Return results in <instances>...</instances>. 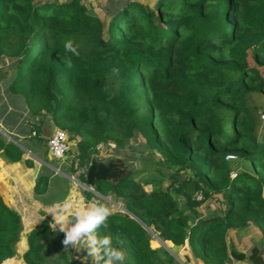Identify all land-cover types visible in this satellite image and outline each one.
I'll list each match as a JSON object with an SVG mask.
<instances>
[{
  "label": "trees",
  "instance_id": "1",
  "mask_svg": "<svg viewBox=\"0 0 264 264\" xmlns=\"http://www.w3.org/2000/svg\"><path fill=\"white\" fill-rule=\"evenodd\" d=\"M68 39L78 56L64 50ZM0 66V122L9 131L29 125L43 142L45 125L67 131L81 182L99 144L123 150L135 135L173 169L97 184L123 202L99 232L120 237L124 264H180L164 245L152 247L153 234L202 264H264V0H120L105 19L82 0H0ZM24 154L0 132L7 163L33 166ZM48 179L39 175L37 194ZM217 195L221 211L204 214L200 204ZM53 222L28 233L25 263L86 264L59 249L64 233ZM249 225L260 245L245 252L227 242ZM23 230L0 193V264L13 263Z\"/></svg>",
  "mask_w": 264,
  "mask_h": 264
},
{
  "label": "rangeland",
  "instance_id": "2",
  "mask_svg": "<svg viewBox=\"0 0 264 264\" xmlns=\"http://www.w3.org/2000/svg\"><path fill=\"white\" fill-rule=\"evenodd\" d=\"M119 1L120 0H82V2L87 7L88 12L97 15L101 19L107 18L110 11L113 10V8L118 4ZM134 1L145 4L147 6L152 5L154 2H156V0H134ZM1 68L3 67L0 66V69ZM262 75L264 77V72L262 73ZM258 102L259 105L263 104V100L259 99ZM262 125L264 126V122L262 123ZM28 145L33 149V151H35L37 154L40 155L48 151L47 145H45L44 142L40 141L37 137H31L28 141ZM98 149L99 151L96 155L99 158L105 161H108L109 159L124 160L129 168V173L137 172L136 177L140 179H145L147 177L162 178L163 176L160 175L161 173L159 171L165 172V175L173 171L172 168H169L168 166H165L163 164L164 158L161 153L152 149H148L145 146L144 140L140 135H135V137L131 139V141L127 144L126 148L123 150L116 149L113 143H109L108 145L101 143L99 144ZM29 157L33 158V155H29ZM46 158L47 160H49L51 164L55 166L58 165L59 162L58 159L49 158L48 156H46ZM139 170L140 173H138ZM186 177H188L186 175V172H182L180 178L184 179ZM55 181L58 183H64L63 181H65V179L62 176L58 175ZM101 183L103 184L104 182ZM168 183H169L168 178H164L163 186L166 187ZM63 186L64 189L61 186L60 190L58 192H54L52 196H56V197L60 195L63 196L64 194L63 191H65L66 190L65 187H67L65 183L63 184ZM105 187L107 188L106 184H104L103 188ZM147 188L150 187L148 186ZM92 192L96 197L93 198L91 201L98 199L99 202L105 203L108 207L112 208L113 209L111 210L112 212L125 211L122 201H118L112 196H107L103 198V196L96 194L94 191ZM181 205H182V209L185 210L186 204L182 203ZM222 207L223 205L221 204V196L219 195L211 199H206L200 204V209L204 214H208L211 212L219 213ZM53 226H55V223L53 224ZM54 228H56V226ZM25 236L27 237L26 229L22 231L21 240H23L22 237ZM153 236L154 239L151 240L152 247L158 248L164 245L174 255L175 259L180 264H202L201 261L194 258V256L192 255L191 251L187 246L180 248L178 254H176L173 251L172 243H170L169 241H162L155 234H153ZM60 241H61V246L59 247V249L61 250L64 249L70 256L76 258L77 260L94 264L92 258L87 255L84 245H77L76 247L65 246L63 244V240ZM19 242L17 243V248L19 246ZM227 242L230 245H233L242 251L248 252L253 245L261 244V234L260 231L255 226L249 225L248 227L243 228L241 230L231 231L227 236ZM61 250L52 248L51 256L58 259V255L61 254ZM3 262L1 264H3Z\"/></svg>",
  "mask_w": 264,
  "mask_h": 264
},
{
  "label": "crops",
  "instance_id": "3",
  "mask_svg": "<svg viewBox=\"0 0 264 264\" xmlns=\"http://www.w3.org/2000/svg\"><path fill=\"white\" fill-rule=\"evenodd\" d=\"M49 127L52 131L57 128L50 125ZM0 128L2 129L0 132L25 151L24 155L26 157L33 155V158L29 157L33 162V166L31 167L27 166L24 159L13 163H7L0 156V193L5 203L20 214L27 235L38 225L40 219H52V214L50 213L54 211L53 205L62 202L69 193H71L72 199L77 207L87 206L93 202H99L98 199L91 201L96 196L90 201L86 200L87 192L93 190L88 189L85 186L86 182H81L79 180V171H74V168H77L78 164L75 163L73 166V159L64 158L62 160H58V165L55 166L46 158V156L53 158L50 157L51 155L48 151L42 155L33 151V149L28 145V141L31 138L29 137V125L19 122L12 131H9L0 122ZM14 136H16V139H14ZM41 174L49 177V187L45 193L37 194L35 191V185L39 175ZM58 175L65 179L63 182L67 187H65L66 190L63 191V196L60 195L56 197L52 196V194L54 192H58L61 186L64 189V183H58L55 181ZM85 190L87 191L85 192ZM94 192L103 196L96 190H94ZM107 196L115 198L112 192H109ZM107 196H103V198ZM110 209L113 210L112 208ZM54 223L55 222H53V224ZM22 239L23 240L19 242V249L17 248V255H15V257L8 258L13 260L12 264H26L23 259V254L28 248L27 237H22Z\"/></svg>",
  "mask_w": 264,
  "mask_h": 264
},
{
  "label": "clouds",
  "instance_id": "4",
  "mask_svg": "<svg viewBox=\"0 0 264 264\" xmlns=\"http://www.w3.org/2000/svg\"><path fill=\"white\" fill-rule=\"evenodd\" d=\"M66 52L78 56L77 46L71 39L65 40ZM113 71H116L113 69ZM264 196V191L261 192ZM52 220L56 230L64 233L65 246L84 245L94 264H123L125 252L119 247L118 235L100 234L99 229L108 231L107 220L112 215L111 209L102 202L77 207L69 193L62 202L53 205Z\"/></svg>",
  "mask_w": 264,
  "mask_h": 264
},
{
  "label": "water",
  "instance_id": "5",
  "mask_svg": "<svg viewBox=\"0 0 264 264\" xmlns=\"http://www.w3.org/2000/svg\"><path fill=\"white\" fill-rule=\"evenodd\" d=\"M0 130L2 131L1 128ZM51 134V128L48 125H45L42 130V138L45 145H47L48 139L50 138ZM79 153L80 152L76 141H71L70 153L65 156V159H77ZM128 174L129 168L124 160L109 159L108 161H105L99 158L97 155H94L87 169L85 186L88 189L94 191L98 183L110 182L113 187ZM187 189L188 191L193 192L195 189V183H188ZM86 191L87 190H85V192Z\"/></svg>",
  "mask_w": 264,
  "mask_h": 264
},
{
  "label": "built area",
  "instance_id": "6",
  "mask_svg": "<svg viewBox=\"0 0 264 264\" xmlns=\"http://www.w3.org/2000/svg\"><path fill=\"white\" fill-rule=\"evenodd\" d=\"M264 119V115H261ZM71 140L67 131L56 128L52 131L50 138L48 139L47 147L49 154L58 160H62L65 158L67 154L70 152ZM232 158L233 156H228ZM264 197V196H263ZM196 200H202L203 196L201 193H195Z\"/></svg>",
  "mask_w": 264,
  "mask_h": 264
}]
</instances>
